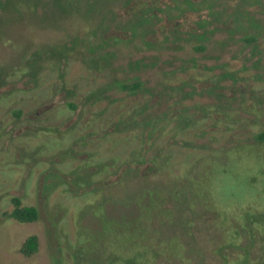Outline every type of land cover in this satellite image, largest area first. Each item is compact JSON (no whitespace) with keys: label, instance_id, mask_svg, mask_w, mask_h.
<instances>
[{"label":"rangeland","instance_id":"obj_1","mask_svg":"<svg viewBox=\"0 0 264 264\" xmlns=\"http://www.w3.org/2000/svg\"><path fill=\"white\" fill-rule=\"evenodd\" d=\"M0 264H264V0H0Z\"/></svg>","mask_w":264,"mask_h":264},{"label":"trees","instance_id":"obj_2","mask_svg":"<svg viewBox=\"0 0 264 264\" xmlns=\"http://www.w3.org/2000/svg\"><path fill=\"white\" fill-rule=\"evenodd\" d=\"M136 84V81H133V82H123L122 83V86L125 87V88H128V87H132ZM12 200H13V203H14V209H13V212H12V216L16 219H19V220H32L33 218H35L36 216V210L35 208L32 206V205H20L19 204V199L15 196L12 197ZM258 215L260 217H262L261 213H257L254 217H252L250 219V221H258L262 218H258ZM103 218H106V217H103ZM258 218V219H257ZM249 221V223H250ZM249 223H247L246 225L249 227ZM111 224V223H110ZM103 228H104V224H103ZM123 228L125 229V231L123 230ZM109 230V227H105L103 232L104 231H107ZM119 231L125 233V237H127V226H125L123 223L119 225L118 229ZM261 236V235H259ZM261 244V242H260ZM23 246L25 248V250H33L35 248V236L33 234H30L29 236H27V238L24 240L23 242Z\"/></svg>","mask_w":264,"mask_h":264}]
</instances>
